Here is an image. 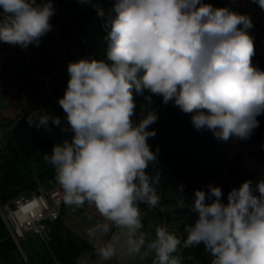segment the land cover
I'll return each instance as SVG.
<instances>
[{
	"label": "clouds",
	"instance_id": "9594fccd",
	"mask_svg": "<svg viewBox=\"0 0 264 264\" xmlns=\"http://www.w3.org/2000/svg\"><path fill=\"white\" fill-rule=\"evenodd\" d=\"M78 2L94 7L102 21L106 58L68 63L67 88L58 99L63 121L37 109L27 123L39 130L51 122L72 134L44 159L55 169L67 205L87 201L115 226L112 239L97 250L100 260L151 253L152 264H182L174 255L181 245L203 244L211 264H264V179L242 182L226 203L212 184L189 201L180 184L177 207H189L196 217L184 227L183 240L166 225L149 239L138 207L160 201L162 174L148 172L156 169L159 153L147 143L158 120L153 96L190 114L197 131L209 130L218 140H247L259 126L264 70L252 62L251 17L205 0H111L107 9L99 0ZM251 2L264 11V0ZM55 11L53 0H0V42L39 47L53 30ZM137 97L143 101L139 114ZM108 231V224L97 223L89 235Z\"/></svg>",
	"mask_w": 264,
	"mask_h": 264
},
{
	"label": "trees",
	"instance_id": "16d2710c",
	"mask_svg": "<svg viewBox=\"0 0 264 264\" xmlns=\"http://www.w3.org/2000/svg\"><path fill=\"white\" fill-rule=\"evenodd\" d=\"M205 2L218 8L221 3L220 0ZM99 3L106 9L111 6V0H99ZM53 6L55 10L62 9L67 20L77 29L83 40L87 58L105 59V32L94 7L78 0H53ZM50 22L59 30L61 43H65L66 55L62 54V61L66 65L74 61L73 45L55 15ZM36 72L51 74L45 70ZM38 88V85L33 88L34 94L28 91V108L7 136L0 166V208L11 204L19 196L29 195L40 187L49 190L58 183L55 179V169L45 162L44 157L51 155L54 144L62 142L63 139H70L72 134L62 133L60 127L53 126L51 122L47 128L41 127L39 130L35 126H29L27 119L37 109L54 117L59 116L62 121L66 115L60 105H52L47 99L40 97L37 94ZM136 102V111L139 114L142 98L137 97ZM153 108L158 114V120L148 130H154L156 135L149 138L147 143L153 152L158 148L159 153L156 169L150 166L148 172L154 175L155 171L159 170L162 174L157 187L160 201L153 208L144 203H139V206L145 213L158 211L167 225L173 220L180 222L178 237L183 240L186 238L184 227L193 223L196 217L189 207H177L180 198L177 187L180 184L185 186L184 195L189 201L195 190L207 192L206 185L212 184L222 190V200L226 203L227 195L233 189L228 174L234 188H238L245 179L236 177L237 165L228 160L231 144H221L209 130L197 131L191 123L190 114H184L172 102L164 105L162 97L153 96ZM256 119L259 126L250 136L249 143L252 146L261 142L264 133V114ZM63 126L62 123L61 127ZM76 209L77 206L63 202L58 219L49 224V240L47 243L43 241L44 250L37 258L28 255L20 241L27 261L0 212V264H78L83 254L97 255V250L111 239L116 228L87 201L79 208L77 214L74 211ZM78 216L83 218V222ZM97 223L108 224L109 231L95 237L90 236L89 229ZM174 255L182 257V264H211L212 259L203 244L190 248H183L181 245Z\"/></svg>",
	"mask_w": 264,
	"mask_h": 264
},
{
	"label": "rangeland",
	"instance_id": "374dc122",
	"mask_svg": "<svg viewBox=\"0 0 264 264\" xmlns=\"http://www.w3.org/2000/svg\"><path fill=\"white\" fill-rule=\"evenodd\" d=\"M55 16L62 24V25L60 24L61 25L60 27L64 28L67 34L69 35L70 42L73 45L74 61H77L81 58H87L86 51L84 49L83 40L81 39L77 29L74 26H72V24L67 20V18L63 13V10L57 8L55 11ZM50 23L53 26V30L41 38L40 46L36 50V55L39 57L36 61L32 63V68L37 71L42 69L47 70V68H49V70L52 71L54 68L53 66L56 63L60 62V58H62V50L66 52L65 43L64 42L61 43L60 33L58 34L59 30L56 29V27L53 25L52 22ZM51 32L55 33V36H53V38L50 37ZM64 66L67 67V64ZM62 68L63 66L54 72V74H56L59 71V74L53 79L51 83L52 84L51 87H49L51 76L44 74L42 72L41 75L39 76L35 75L36 73L31 75L32 80L27 81L25 86L26 89L29 92H31V94H34V90H33L35 86L33 80L34 76L35 77L37 76L38 80L44 78L46 80V86L37 90V94L40 97L47 99L49 103L52 105H59L58 99L63 97L64 92L67 88V81L69 79L68 74L60 71L62 70ZM23 69L25 70L28 69L27 66H25V62L23 63ZM9 132H10L9 126H4L0 129V166L3 162V150L7 143V136ZM249 141L250 138L243 141L237 140L238 145L244 148V149L241 148L242 150L241 149L235 150V143H236L235 138H230L228 141L225 142V144H231V151L228 155V160L232 162L234 161V164L237 165L236 167L238 169V173L236 174V177L242 176L244 178H247V180L251 179L255 182L259 179H264V175L262 177L257 178L258 174L255 171H251L252 165L259 166L258 168H264V148H263L264 135L261 139V142L258 145L259 146L258 149L255 148L254 146H251ZM228 179L234 188V185L232 183L229 174H228ZM166 195L170 196V194H166ZM21 243L24 246L25 250L27 251L28 255L32 256L33 258H37V255L41 254L42 251L44 250V244L42 238L33 232L27 233L26 237L24 239H21ZM23 258L25 259V257Z\"/></svg>",
	"mask_w": 264,
	"mask_h": 264
},
{
	"label": "crops",
	"instance_id": "0c3cea01",
	"mask_svg": "<svg viewBox=\"0 0 264 264\" xmlns=\"http://www.w3.org/2000/svg\"><path fill=\"white\" fill-rule=\"evenodd\" d=\"M54 32L50 33L51 38L55 36ZM37 48L38 47L29 45L27 49H21L19 46H11L0 42V129L4 126H9L11 131L15 123L23 116L28 108V90L25 87L26 83L28 80H32L31 75L35 73V75H41V73H37L36 70L32 68V63L39 57L36 55ZM62 54L66 55V52L62 50ZM24 62L25 66L28 68L26 70L23 69ZM62 66L63 68L60 71L67 74V67L64 66L62 58H60V62L53 66L54 68L52 71L49 70V68L45 70L51 73L48 74L51 76L49 87H51L53 79L59 74V71L56 74H54V72ZM37 78V76H34L33 80L35 83L34 85L39 86V90L46 86V80L44 78L38 80ZM138 207L143 224L142 231L149 239L155 237V228L160 225H166L170 232L178 236L180 223L177 220H173L167 225L166 221L162 219L160 213L156 210L145 213L139 205ZM79 208L80 207H77V209L74 210L76 214L79 212ZM79 220L83 222V218L79 217ZM115 233L116 231L114 234ZM80 259L84 260L86 264H152L154 254L150 253L144 259L135 256L118 255L109 261L102 262L98 254L93 255L88 253L83 254ZM79 260L78 264H80Z\"/></svg>",
	"mask_w": 264,
	"mask_h": 264
},
{
	"label": "built area",
	"instance_id": "2783aa9c",
	"mask_svg": "<svg viewBox=\"0 0 264 264\" xmlns=\"http://www.w3.org/2000/svg\"><path fill=\"white\" fill-rule=\"evenodd\" d=\"M220 1V7H230L251 17L254 27L249 30V35L253 38L255 52L252 62L264 70V11L251 0H235V3L232 0ZM63 202V189L57 183L49 190L40 187L36 192L19 196L11 204L0 208V212L16 243L20 244L30 232L47 243L49 224L58 219ZM79 262L86 264L82 259Z\"/></svg>",
	"mask_w": 264,
	"mask_h": 264
},
{
	"label": "bare ground",
	"instance_id": "6f19581e",
	"mask_svg": "<svg viewBox=\"0 0 264 264\" xmlns=\"http://www.w3.org/2000/svg\"><path fill=\"white\" fill-rule=\"evenodd\" d=\"M242 147H240L239 145H238V143H237V139H236V143H235V150H240ZM264 148V147H263ZM242 149H244V148H242ZM241 149V150H242ZM254 164V163H253ZM259 166H256V165H252L251 166V171H255L257 174H258V176H257V178H259V177H262L263 175H264V168H258Z\"/></svg>",
	"mask_w": 264,
	"mask_h": 264
},
{
	"label": "water",
	"instance_id": "95a60500",
	"mask_svg": "<svg viewBox=\"0 0 264 264\" xmlns=\"http://www.w3.org/2000/svg\"><path fill=\"white\" fill-rule=\"evenodd\" d=\"M60 32L58 31V34H59ZM67 60H68V57H67ZM68 65V64H67ZM59 104V103H58ZM263 135H264V133H263ZM218 142H220L221 144H225V143H222L221 141H219L218 139H216ZM259 144H257V145H255L254 147L255 148H259V146H258ZM17 245H18V247H19V250H20V252H21V254L23 255V257H25V259H26V256H25V254H24V252H23V250H22V248H21V246H20V244L19 243H17Z\"/></svg>",
	"mask_w": 264,
	"mask_h": 264
},
{
	"label": "flooded vegetation",
	"instance_id": "af4514ba",
	"mask_svg": "<svg viewBox=\"0 0 264 264\" xmlns=\"http://www.w3.org/2000/svg\"><path fill=\"white\" fill-rule=\"evenodd\" d=\"M252 146V145H251ZM255 146V145H254ZM242 177V176H241ZM245 179V181L247 180V178H244Z\"/></svg>",
	"mask_w": 264,
	"mask_h": 264
}]
</instances>
